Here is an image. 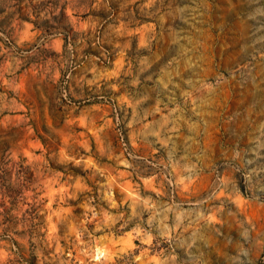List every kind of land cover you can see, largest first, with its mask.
I'll list each match as a JSON object with an SVG mask.
<instances>
[{
  "label": "rangeland",
  "instance_id": "374dc122",
  "mask_svg": "<svg viewBox=\"0 0 264 264\" xmlns=\"http://www.w3.org/2000/svg\"><path fill=\"white\" fill-rule=\"evenodd\" d=\"M0 264H264V0H0Z\"/></svg>",
  "mask_w": 264,
  "mask_h": 264
}]
</instances>
